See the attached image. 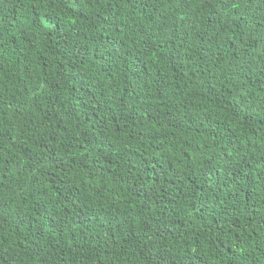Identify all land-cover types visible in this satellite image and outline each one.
Returning <instances> with one entry per match:
<instances>
[{"label":"trees","instance_id":"trees-1","mask_svg":"<svg viewBox=\"0 0 264 264\" xmlns=\"http://www.w3.org/2000/svg\"><path fill=\"white\" fill-rule=\"evenodd\" d=\"M0 264H264V0H0Z\"/></svg>","mask_w":264,"mask_h":264}]
</instances>
